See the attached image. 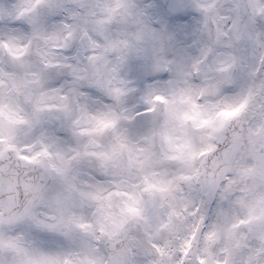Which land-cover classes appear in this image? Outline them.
Returning <instances> with one entry per match:
<instances>
[{
  "label": "clouds",
  "instance_id": "9594fccd",
  "mask_svg": "<svg viewBox=\"0 0 264 264\" xmlns=\"http://www.w3.org/2000/svg\"><path fill=\"white\" fill-rule=\"evenodd\" d=\"M0 264H264V0H0Z\"/></svg>",
  "mask_w": 264,
  "mask_h": 264
}]
</instances>
